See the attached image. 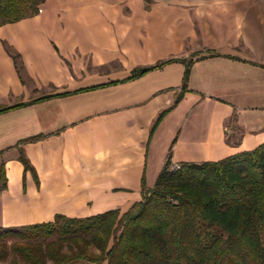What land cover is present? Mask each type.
Segmentation results:
<instances>
[{
  "label": "crops",
  "instance_id": "obj_1",
  "mask_svg": "<svg viewBox=\"0 0 264 264\" xmlns=\"http://www.w3.org/2000/svg\"><path fill=\"white\" fill-rule=\"evenodd\" d=\"M170 58L194 62L182 99L152 134L186 65L125 79ZM50 95L0 113V227L123 214L169 154L203 162L261 145L264 0H46L0 26V108Z\"/></svg>",
  "mask_w": 264,
  "mask_h": 264
},
{
  "label": "trees",
  "instance_id": "obj_2",
  "mask_svg": "<svg viewBox=\"0 0 264 264\" xmlns=\"http://www.w3.org/2000/svg\"><path fill=\"white\" fill-rule=\"evenodd\" d=\"M45 1L0 0V26L36 15ZM9 51L23 76L20 54ZM178 60L186 65L183 89L158 115L152 134L182 99L194 60L170 58L125 79ZM49 97L4 106L0 113ZM20 160L35 172L22 148ZM172 164L169 154L152 188L143 178L141 200L123 214H58L50 222L0 227V264H264V142L219 160L184 162L177 170ZM1 182L4 187V167Z\"/></svg>",
  "mask_w": 264,
  "mask_h": 264
},
{
  "label": "built area",
  "instance_id": "obj_3",
  "mask_svg": "<svg viewBox=\"0 0 264 264\" xmlns=\"http://www.w3.org/2000/svg\"><path fill=\"white\" fill-rule=\"evenodd\" d=\"M181 167V164L180 163H173L172 166H171V169L172 170H177Z\"/></svg>",
  "mask_w": 264,
  "mask_h": 264
},
{
  "label": "rangeland",
  "instance_id": "obj_4",
  "mask_svg": "<svg viewBox=\"0 0 264 264\" xmlns=\"http://www.w3.org/2000/svg\"><path fill=\"white\" fill-rule=\"evenodd\" d=\"M78 264H87V263H78Z\"/></svg>",
  "mask_w": 264,
  "mask_h": 264
}]
</instances>
